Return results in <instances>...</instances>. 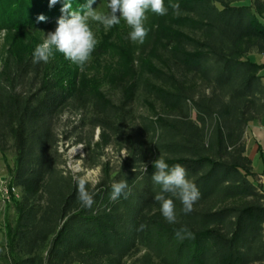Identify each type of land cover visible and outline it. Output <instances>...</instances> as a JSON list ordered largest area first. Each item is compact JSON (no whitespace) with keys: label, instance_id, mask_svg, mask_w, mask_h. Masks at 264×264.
<instances>
[{"label":"trees","instance_id":"16d2710c","mask_svg":"<svg viewBox=\"0 0 264 264\" xmlns=\"http://www.w3.org/2000/svg\"><path fill=\"white\" fill-rule=\"evenodd\" d=\"M71 3L82 12L87 0ZM62 5L0 0V32L7 30L0 46V156L14 159L6 188L15 215L5 225L0 264H264V171H253L245 142L248 126L264 118V64L254 60L264 57V0H164L165 15L146 12L149 31L134 50L153 41L157 65L144 63L141 77L119 84L125 101L143 89L161 110L137 132L125 174L111 179L104 169L96 186L87 183L96 193L90 209L77 199L80 177L62 168L55 122L75 106L93 109L92 128L118 132L126 113L96 90L88 66L81 71L60 54L33 63ZM40 14L45 21L38 22ZM112 29L131 31L123 19ZM123 53L131 66L133 52ZM102 140L94 147L109 145V137ZM160 156L170 167L182 165L201 193L188 214L165 194L176 223L154 200L160 186L152 165ZM122 180L127 198L113 201L111 185Z\"/></svg>","mask_w":264,"mask_h":264},{"label":"rangeland","instance_id":"374dc122","mask_svg":"<svg viewBox=\"0 0 264 264\" xmlns=\"http://www.w3.org/2000/svg\"><path fill=\"white\" fill-rule=\"evenodd\" d=\"M243 2L248 4L251 0H243ZM108 3L109 0H100L93 8H96L99 12L108 13ZM89 25L97 39V44L91 54V59L85 64L86 67L88 66L87 73L93 76V85L96 90L113 106L125 111L123 125L118 132H114L105 126L92 128L89 122L96 117L93 109L78 110L74 106L66 109L56 120L55 133L58 136L59 153L63 156L64 166L62 168L73 176L84 178L87 183L96 186L104 177V169H107L106 174L111 179L119 174H125L128 162L134 152L133 142L137 137V132L142 129L147 120H151L155 111L160 112L161 109L154 104L143 89L138 91L132 100L125 101L124 87L119 84V82L122 83L125 80L129 82L141 77L140 68L144 63L152 66L157 65L156 57L153 55L155 54V43L152 44V41L147 47L134 50V45L137 42L131 41L130 31L119 33L114 31L112 27L105 30L102 24L95 21H89ZM53 31L55 29L45 31L42 42L44 36ZM2 41L0 46L5 42L4 37ZM156 51H158V48H156ZM123 52H133L132 59L128 57L131 66L122 57V55H125ZM94 53L98 55L95 57ZM58 54L63 56L59 52H54V57L49 62H54V58ZM259 58V56H254L256 62L260 61ZM127 68L133 70L132 75L125 73ZM143 81L144 84L148 83L147 76L144 77ZM98 117H101V115ZM103 137H109V145L98 149L94 147V145L103 141ZM246 137L249 138V135L247 134ZM259 140L262 149H264V133H262ZM13 163L14 159L11 153L5 158L0 156V247L6 239V223L14 224L15 222L14 212L7 207L8 202L1 194V189H4L3 187L7 184V167L13 168ZM253 171L258 176L261 175L262 163L260 161L254 162ZM259 182L264 183V178H260ZM18 196L19 194L16 193V198Z\"/></svg>","mask_w":264,"mask_h":264},{"label":"clouds","instance_id":"9594fccd","mask_svg":"<svg viewBox=\"0 0 264 264\" xmlns=\"http://www.w3.org/2000/svg\"><path fill=\"white\" fill-rule=\"evenodd\" d=\"M58 2L59 0H49V7ZM95 2L96 0H87L81 12L72 10L71 0H63L60 9L63 15L58 19L55 31L44 36L43 42L35 48L33 63H48L54 57V52H59L83 71L84 65L91 59V54L97 44L89 21L99 22L105 30H108L120 24L123 19L131 29L129 33L131 41L142 44L149 31L144 25L147 19L146 12L151 10L158 15L167 13L164 0H109L107 8L110 12L108 13L99 12L93 8ZM171 7L176 14H179V4H172ZM37 20L38 22L45 21L46 17L40 14ZM6 32V29L0 32V43L3 42L2 38ZM152 166L155 168L152 180L160 186V192L154 196V200L160 202V211L165 220L168 223H176L175 204L170 197L179 199L183 212L188 214L193 211V205L200 199L201 193L196 184L187 178V170L182 165L175 164L170 167L160 156ZM145 171H147V166ZM127 187L125 180L112 183L110 199L116 201L122 195L127 198V193H125ZM166 193L170 194V197H166ZM95 195L96 193L88 190L87 181L84 178L77 181V199L82 207L90 209L95 202Z\"/></svg>","mask_w":264,"mask_h":264},{"label":"crops","instance_id":"0c3cea01","mask_svg":"<svg viewBox=\"0 0 264 264\" xmlns=\"http://www.w3.org/2000/svg\"><path fill=\"white\" fill-rule=\"evenodd\" d=\"M258 61L261 64H264V57L259 58ZM264 133V118L256 123H252L248 126L246 135H249V138L246 137V147L248 149L249 159L252 161V165L256 161L262 163V171H264V149L260 145V136Z\"/></svg>","mask_w":264,"mask_h":264},{"label":"built area","instance_id":"2783aa9c","mask_svg":"<svg viewBox=\"0 0 264 264\" xmlns=\"http://www.w3.org/2000/svg\"><path fill=\"white\" fill-rule=\"evenodd\" d=\"M4 189H1V194L4 197L5 200L9 199V192L6 186L3 187Z\"/></svg>","mask_w":264,"mask_h":264}]
</instances>
